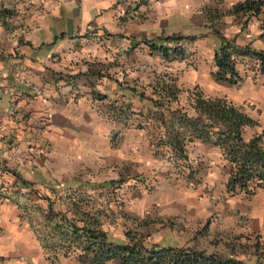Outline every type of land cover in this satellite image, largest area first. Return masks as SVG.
Wrapping results in <instances>:
<instances>
[{
	"label": "crops",
	"instance_id": "obj_1",
	"mask_svg": "<svg viewBox=\"0 0 264 264\" xmlns=\"http://www.w3.org/2000/svg\"><path fill=\"white\" fill-rule=\"evenodd\" d=\"M236 1L0 0V264H73L62 255L52 263L40 244L53 222L38 192L53 198L50 188L60 210L53 219L82 224L90 205L76 207L73 198L85 189L68 188L119 182L106 193L113 192L114 239L132 228L146 244H177V220L228 216L233 206L248 219L241 229L264 234V183L249 198L229 195L221 148L188 140L177 123L180 111L201 116L188 106L197 85L207 96L233 86L234 95L264 101L252 74L233 85L212 73L217 30L264 47V13L242 26ZM170 34L186 36L183 55H163ZM172 84L178 99L168 93ZM249 114L257 124L246 126L248 136L264 129V111ZM169 122L185 136L187 158L159 140Z\"/></svg>",
	"mask_w": 264,
	"mask_h": 264
},
{
	"label": "trees",
	"instance_id": "obj_2",
	"mask_svg": "<svg viewBox=\"0 0 264 264\" xmlns=\"http://www.w3.org/2000/svg\"><path fill=\"white\" fill-rule=\"evenodd\" d=\"M231 9L245 15L242 20V26H245L252 15L264 13V0H238L233 3ZM261 28L264 33V18ZM216 32L220 37V45L214 56L213 75L230 84H239L243 75L237 65L246 62L249 64L252 77L254 79L262 77L264 85V47L257 48L250 43L239 44L233 37H227L219 30ZM180 38L186 36L180 34L165 36V39L171 42ZM152 46L154 47V44H151ZM160 49L166 58L181 56L184 53L180 46L161 45ZM164 87L163 83L153 84V89L157 93H163ZM178 90L179 88L173 84L169 86L168 93L172 99H178ZM155 101L157 103V99ZM188 106L201 116L180 111L177 123L184 131L189 132L185 134L188 140L210 142L221 148L230 165L225 191L231 196L254 194L256 188L264 183V129L246 136L244 134L246 126L257 124V120L225 95L207 96L198 85L189 92ZM172 125L173 123L169 122L168 137L164 138L161 135L159 140L168 143L174 151L187 158L183 139L185 136L179 138V132ZM19 179L23 184H30L22 178ZM119 184L112 181L107 183L108 186L105 183H98L68 188L85 189L80 190L73 198V205L76 207L90 205V213L82 212L86 216L82 224L77 220L58 222L53 219L60 211L53 208L58 197L55 188H50L53 198L32 188L40 197L47 200L46 209L49 215L51 214L48 222L52 221L53 224L49 225L50 230L40 231L39 240L52 263H58L59 255H62L69 257L73 264H264V234L257 231H236L227 234L223 242V251L207 250L182 243L146 244L145 236L130 228L123 231L124 239H114L107 229L113 220L110 208V202L114 199L113 192L111 196L106 193L120 186ZM36 208L41 211L39 206L36 205ZM23 209L28 208L23 206ZM82 214L79 216L83 217Z\"/></svg>",
	"mask_w": 264,
	"mask_h": 264
},
{
	"label": "rangeland",
	"instance_id": "obj_3",
	"mask_svg": "<svg viewBox=\"0 0 264 264\" xmlns=\"http://www.w3.org/2000/svg\"><path fill=\"white\" fill-rule=\"evenodd\" d=\"M237 66L240 73L243 75V78L246 79L251 77L252 72L248 68V63H238ZM171 77L176 78V76ZM255 80L262 79L259 77ZM235 91L236 87L232 86L229 89H226L225 92L221 91L220 95H225L248 113L259 112L260 110L264 111V101H259L260 99L249 100L240 97L237 94H235V96ZM250 131L251 129L246 127L244 129V134L248 136ZM243 197L249 198L250 196ZM219 214H215L214 218L213 215H211L202 220H200V218L192 219L191 221L177 220V229L175 231L180 238L178 243L188 244L195 247H203L207 250L223 251V242L227 238V234L241 230H244V232L250 231L248 228H240V225L248 226V219L246 218V215L239 214V208L237 206L230 207L229 217Z\"/></svg>",
	"mask_w": 264,
	"mask_h": 264
},
{
	"label": "built area",
	"instance_id": "obj_4",
	"mask_svg": "<svg viewBox=\"0 0 264 264\" xmlns=\"http://www.w3.org/2000/svg\"><path fill=\"white\" fill-rule=\"evenodd\" d=\"M173 46H180L182 48L185 47V44L183 41H181L180 39L179 40H176L172 43ZM132 122H136V123H142L143 122V117H132Z\"/></svg>",
	"mask_w": 264,
	"mask_h": 264
}]
</instances>
